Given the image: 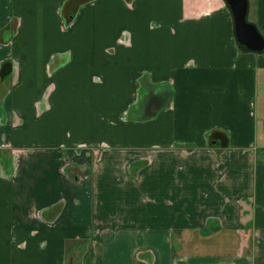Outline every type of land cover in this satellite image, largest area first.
Listing matches in <instances>:
<instances>
[{
  "label": "crops",
  "instance_id": "obj_1",
  "mask_svg": "<svg viewBox=\"0 0 264 264\" xmlns=\"http://www.w3.org/2000/svg\"><path fill=\"white\" fill-rule=\"evenodd\" d=\"M257 100L225 0H0V264H264Z\"/></svg>",
  "mask_w": 264,
  "mask_h": 264
},
{
  "label": "water",
  "instance_id": "obj_2",
  "mask_svg": "<svg viewBox=\"0 0 264 264\" xmlns=\"http://www.w3.org/2000/svg\"><path fill=\"white\" fill-rule=\"evenodd\" d=\"M233 16L234 33L237 42L248 50L262 51L264 38L256 26L247 20L248 0H225Z\"/></svg>",
  "mask_w": 264,
  "mask_h": 264
},
{
  "label": "rangeland",
  "instance_id": "obj_3",
  "mask_svg": "<svg viewBox=\"0 0 264 264\" xmlns=\"http://www.w3.org/2000/svg\"><path fill=\"white\" fill-rule=\"evenodd\" d=\"M256 116H257V144L259 147L262 146V141L264 142V106H261V102L257 100L256 102ZM263 138V140H262Z\"/></svg>",
  "mask_w": 264,
  "mask_h": 264
},
{
  "label": "trees",
  "instance_id": "obj_4",
  "mask_svg": "<svg viewBox=\"0 0 264 264\" xmlns=\"http://www.w3.org/2000/svg\"><path fill=\"white\" fill-rule=\"evenodd\" d=\"M3 76H5V75H3Z\"/></svg>",
  "mask_w": 264,
  "mask_h": 264
}]
</instances>
